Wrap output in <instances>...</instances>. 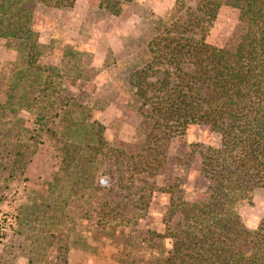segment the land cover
<instances>
[{
    "label": "trees",
    "instance_id": "16d2710c",
    "mask_svg": "<svg viewBox=\"0 0 264 264\" xmlns=\"http://www.w3.org/2000/svg\"><path fill=\"white\" fill-rule=\"evenodd\" d=\"M182 1L175 0L172 9H184ZM35 2L53 12L60 7H74L75 0H0V47L9 54L0 60V82L6 87L5 100L0 101V119L13 113L21 120L17 115L25 112L33 123L42 125L51 107L58 104L62 79L70 83L82 80L87 74L85 67L97 55L64 45L66 33L62 38L56 30L58 22L64 21L58 17L50 42H41L33 25ZM130 3L100 0L99 7L117 17ZM221 5L235 8L243 23L232 49L205 42L207 25ZM170 11L163 17L148 13L156 33L146 42L144 51L132 58L134 67L127 83L131 94L140 99L139 106H150L159 119L170 124V132L206 130L208 136L199 132V138L190 146L200 156V169L211 191L207 201L176 204L171 199L172 211L176 208L180 218L176 223L170 215L164 218L163 232L147 229L126 244L106 241L113 242L117 256L134 254L129 264H264V216L252 226L237 210L251 203L264 188V0H195L194 7H186L176 19L168 18ZM73 22L71 17L66 29ZM81 38L82 34L76 37ZM44 52L59 57V68L41 62L40 54ZM80 62L87 66H79ZM73 69L75 74L69 72ZM91 134L96 137L91 139L94 144L101 141L98 129ZM64 146L63 163L76 162V177L84 187L101 192L102 187L95 181L97 153L84 150L81 154L78 146ZM21 155L15 158L19 166ZM136 168L129 162L127 171ZM60 174L66 175V171L61 169ZM133 181L132 186L121 185L118 190L132 196L137 207L144 199L136 192L142 189ZM101 210L97 223L109 215L116 224L122 223L121 203L111 205L106 200ZM59 212H63V203ZM124 225H129L128 220ZM100 227L105 228V224ZM62 238L59 235V240ZM59 260L67 264L61 250Z\"/></svg>",
    "mask_w": 264,
    "mask_h": 264
},
{
    "label": "rangeland",
    "instance_id": "374dc122",
    "mask_svg": "<svg viewBox=\"0 0 264 264\" xmlns=\"http://www.w3.org/2000/svg\"><path fill=\"white\" fill-rule=\"evenodd\" d=\"M174 2L147 0L142 13L147 16L139 17L135 32L132 29L135 34H131L129 27L122 28L126 33L120 39L128 44L120 50V58L108 51L107 57L95 56L89 61L82 80L70 83L63 78L58 104L51 107L42 125L33 123L25 112L17 115L21 120L13 113L0 119V264H62L60 250L67 264H119V260L120 264H129L134 254L117 256L113 242L106 239L126 244L147 229L163 232L164 218L170 215L173 223L180 218L176 208L172 211L171 199L176 204L207 201L211 191L209 181L202 175L199 154L190 146L199 138L198 133L204 136L206 130L170 132V124L159 119L150 106H139L140 99L131 94L127 83L129 71L134 67L132 58L144 51L142 48L156 33L148 13L163 17L172 10L168 18L176 19L186 7L195 5V0H183L184 9L178 12L172 9ZM33 8V25L41 39L46 26L56 25L58 17L64 21L57 24L58 35L63 38L66 33L64 45L74 47L73 34L66 29L72 17L70 7L47 12L43 3L35 2ZM127 14L128 11L124 12L121 18ZM98 16L105 18L106 14L99 12ZM207 27L205 42L232 49L242 33L243 23L235 8L221 5ZM88 32H82L81 40L88 37ZM76 48L81 49L79 45ZM133 49L135 52L131 53ZM6 56L9 54L0 47V60ZM40 60L58 68L61 63L56 54L45 52L40 54ZM69 72L75 74L76 69ZM5 97L6 87L0 82V101ZM97 129L102 137L94 144L91 139L96 137L91 133ZM65 144L80 147L81 154L84 150L97 153L95 181L102 187L101 192L84 187L76 177V162L63 163ZM17 154H22L20 166L15 163ZM129 162L137 165L132 172L127 171ZM61 169L66 175L60 174ZM9 171L13 175L9 176ZM131 180L142 189L136 191L144 199L137 207L132 196L122 195L118 190L121 185H131ZM106 200L111 205L121 203L124 208L121 224H116L110 215L100 223L105 228L97 223ZM237 210L248 225L256 226L264 216V188L254 195L251 203ZM127 220L128 226L124 225ZM166 246L169 247L168 241Z\"/></svg>",
    "mask_w": 264,
    "mask_h": 264
},
{
    "label": "crops",
    "instance_id": "0c3cea01",
    "mask_svg": "<svg viewBox=\"0 0 264 264\" xmlns=\"http://www.w3.org/2000/svg\"><path fill=\"white\" fill-rule=\"evenodd\" d=\"M100 0H75L74 7L71 8L72 22L73 24L68 27L73 34V45H79L82 50H87L92 53H96L99 58L103 59L107 57L108 51L112 55L118 56L120 50L125 49V40L120 39L122 33H126L122 28H130L131 34H135L139 17L144 13L145 3L147 0H133L129 6L125 7L122 14L128 11V14L123 18L120 16H113L106 14L105 18H100L98 13L102 12V8L99 7ZM161 1H159L160 3ZM136 4L132 5L131 4ZM162 8H165L163 5ZM168 7V6H167ZM166 7V8H167ZM60 10V9H59ZM116 18V20H115ZM119 21V24L117 23ZM54 24L46 26L47 31L43 34H39V39L43 43H48L51 40ZM88 32V37L85 40H77L76 37L82 34L81 32ZM134 32H132L133 30ZM110 35V36H109ZM113 40H112V39ZM128 44V43H127ZM122 50V51H123ZM104 52L106 55H104ZM131 53L135 52L134 49L130 50Z\"/></svg>",
    "mask_w": 264,
    "mask_h": 264
}]
</instances>
